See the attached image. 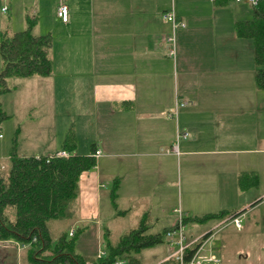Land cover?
I'll return each instance as SVG.
<instances>
[{
	"label": "crops",
	"instance_id": "1",
	"mask_svg": "<svg viewBox=\"0 0 264 264\" xmlns=\"http://www.w3.org/2000/svg\"><path fill=\"white\" fill-rule=\"evenodd\" d=\"M61 4L68 6L67 21L58 15ZM253 6L235 0H0V32L26 28L31 16L35 34L54 36L50 75L10 77L13 103L10 111L2 105L11 116L38 103L37 123L61 125L55 150L19 155L52 154L70 130L76 153L90 154L93 145L102 150L97 165L79 177L72 211L85 223L80 227L101 219V201L113 197L116 182L119 203H113L120 213L166 210L179 170L194 198L185 212L181 208L185 217L239 212L241 230L250 213L264 221V189L255 190L264 183V88L255 81L253 41L234 28L253 17ZM170 10L181 23L176 27L163 17ZM177 101L185 104L176 108ZM251 171L259 183L241 188V174ZM177 217L164 221L171 226ZM215 224L186 234L201 236Z\"/></svg>",
	"mask_w": 264,
	"mask_h": 264
},
{
	"label": "trees",
	"instance_id": "2",
	"mask_svg": "<svg viewBox=\"0 0 264 264\" xmlns=\"http://www.w3.org/2000/svg\"><path fill=\"white\" fill-rule=\"evenodd\" d=\"M251 19L237 20L234 24L239 37L253 41L256 64L255 81L264 88V0L253 6ZM36 19L28 16L26 28L0 32V55L3 67L0 69V137L1 124L9 114L2 105L3 93L11 90L10 77L47 76L52 71L49 49L54 36L51 32L35 34ZM76 141L70 130L65 135L60 150L68 155L52 154L19 155L15 145L9 152L10 167L5 170L0 160V241H13L24 247L23 261L26 264H112L117 258L127 259V264H141L139 253L143 248L164 241V234L148 233L147 215L141 224L121 236L116 244L107 242L104 255H84L77 251L78 234L84 227L75 229L73 234L63 231L54 238L49 221L71 216L72 205L79 193V177L85 170L97 165L94 155L75 152ZM259 183L256 171L243 172L241 188ZM118 182L113 185L115 194ZM113 194V196H114ZM229 210L207 212L185 217L187 221L204 223L211 219H223L232 214ZM0 246H2L0 244Z\"/></svg>",
	"mask_w": 264,
	"mask_h": 264
},
{
	"label": "rangeland",
	"instance_id": "3",
	"mask_svg": "<svg viewBox=\"0 0 264 264\" xmlns=\"http://www.w3.org/2000/svg\"><path fill=\"white\" fill-rule=\"evenodd\" d=\"M14 92L15 90L11 89L2 95L3 105L7 111L11 109L13 103L12 97L15 95ZM16 92L17 96L21 93L20 90H16ZM26 108L24 106L19 107L16 114L9 116L5 120V125H2L1 132L5 136L4 138L0 137V160L4 164L5 170H8L10 167L9 152L13 145H15L17 153H23L24 151L30 153L39 147H44L41 153H48L55 150L53 146L56 141L55 138L61 129V125L57 124L44 127L37 123L40 116L39 112L42 110L38 103L31 108ZM47 133L48 140H45ZM42 134H44V140L41 139ZM46 144L47 148H45ZM179 173L181 175L180 170ZM180 175V182H176V193L172 200V205L170 204L164 211L159 210V208L163 209L165 206L163 208L159 207L154 211V214L149 213L146 217L147 220L145 222L149 226L148 233L164 234L165 226H169V220L164 221L166 215H179L181 208L184 210L186 205H191L190 203L194 201L193 197L188 196L183 176L181 179ZM110 188L112 192V184ZM257 188L264 189V183H262V187L257 186L255 190H258ZM113 200L119 203L115 195L112 198H103L101 201V219L97 222L87 223L88 226H85L78 234V252L92 256L98 254L100 251H106L108 241L116 244L122 235L141 224L143 215L134 212L122 214L118 211L119 206H116ZM120 205L123 207V204ZM262 208L264 209V207ZM176 209L178 210L176 211ZM157 216L162 219L160 222L156 219ZM228 217H225V219L217 223L216 219L208 220L206 221V225L205 223L187 221L185 223V229L187 233L192 231L197 233L194 227L200 226L201 229H204L206 226L216 223L212 228L214 235L205 244L202 253L218 256L221 259L218 264H264V230L257 231L261 225H264L262 218L259 219L257 216H254V213H250L248 219H244L243 229L241 230ZM75 219L72 214L71 216L50 220L49 228L52 236L57 238L63 231L69 232L71 227L74 226L77 229L85 224L76 222ZM248 223L251 225L250 228H248ZM100 224L102 225V231L98 230ZM1 245L4 247H0V264H26L22 257L25 251L23 247L19 246V243ZM7 248L8 250H5ZM172 249L173 247H170L164 238V241L141 250L138 255L140 263L153 264L170 253Z\"/></svg>",
	"mask_w": 264,
	"mask_h": 264
},
{
	"label": "built area",
	"instance_id": "4",
	"mask_svg": "<svg viewBox=\"0 0 264 264\" xmlns=\"http://www.w3.org/2000/svg\"><path fill=\"white\" fill-rule=\"evenodd\" d=\"M237 2H249L253 5H256L259 0H235ZM7 6H3L2 9L5 10ZM58 15L62 20L67 21L69 18V9L65 4H61L58 7ZM163 17L166 20H169L173 23V27L181 24L177 18L174 10L167 11L163 14ZM173 41V36L168 38ZM170 52L173 54L175 52L174 47L172 46ZM184 101H177L176 108L180 105H184ZM176 111V109H175ZM2 136V135H1ZM172 150L178 151V145L175 144L172 146ZM102 153L100 148L96 149L94 152L95 156H99ZM58 155H68L67 151L60 150L57 152ZM179 215L174 221V223L165 230V241L170 247H173L172 251L168 253L163 260L155 264H218L221 259L215 254H204L202 250L205 244L213 237L214 231L211 229L207 233L202 234L201 236L189 238L186 234L185 229V216L181 210H179ZM241 215L242 213L232 214L228 217L237 227H241ZM75 231L74 228H71L69 233L73 234ZM10 243H17L13 241H4L0 244L6 245ZM20 247H24L19 243ZM105 251H100L97 255H104ZM112 264H127V259L117 258Z\"/></svg>",
	"mask_w": 264,
	"mask_h": 264
}]
</instances>
